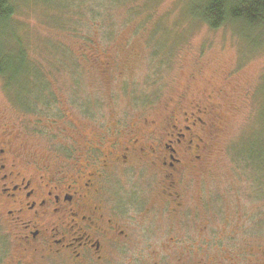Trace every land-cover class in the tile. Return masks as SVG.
Instances as JSON below:
<instances>
[{"label":"rangeland","instance_id":"374dc122","mask_svg":"<svg viewBox=\"0 0 264 264\" xmlns=\"http://www.w3.org/2000/svg\"><path fill=\"white\" fill-rule=\"evenodd\" d=\"M11 1L18 10L20 49L30 51L47 83L45 88L43 82L34 87L26 84L29 91H21L6 88L0 77V123L40 154L45 151L44 139L26 140L23 131L28 125L44 135L52 131L45 127L51 122L71 119L77 127L74 130L82 133L90 128L87 121L106 125L115 117H122L115 121L125 127L159 117L165 122L181 95L185 96L184 109L191 100L210 101L213 126L206 134L210 148L187 196L194 200L204 193L210 228L182 235L184 249L167 248L159 263L264 261V27L255 32L231 24L209 28L190 16L192 0H102L111 7H101L108 23L98 28L93 23L95 14L74 12L86 0H53V9L62 8L57 14L64 18L61 23L68 21L60 30L48 20L54 13L52 9L47 15L48 0H31L40 9ZM94 1L98 0H88ZM72 27L91 30L95 36L106 31L114 34L108 44L99 40L85 49L79 35H67ZM57 39L62 46L55 52L50 46ZM64 42L70 47L67 50ZM156 47L163 48L162 52L154 53ZM26 78L16 76L20 84ZM84 104L87 112L81 107ZM70 121L63 123L60 134L70 128ZM153 177L146 175L140 182L150 184ZM165 232L167 239L156 241V247L174 241L169 237L171 228Z\"/></svg>","mask_w":264,"mask_h":264},{"label":"flooded vegetation","instance_id":"af4514ba","mask_svg":"<svg viewBox=\"0 0 264 264\" xmlns=\"http://www.w3.org/2000/svg\"><path fill=\"white\" fill-rule=\"evenodd\" d=\"M184 99L165 122L125 127L115 117L106 125L87 121L81 133L67 119L65 132L67 121L59 120L44 135L28 125L26 140L44 139L40 154L0 123V264H161L167 248H183L182 235L207 232L209 201L204 193L187 196L207 160L211 105L195 99L184 109ZM146 175L154 182L141 183ZM169 227L173 244L156 247Z\"/></svg>","mask_w":264,"mask_h":264},{"label":"trees","instance_id":"16d2710c","mask_svg":"<svg viewBox=\"0 0 264 264\" xmlns=\"http://www.w3.org/2000/svg\"><path fill=\"white\" fill-rule=\"evenodd\" d=\"M21 1L26 3L27 7L34 6L35 8L40 9L35 6L34 2L31 4V0ZM194 1L195 0L191 1L192 5L190 6L189 11L190 16L196 21V23L202 22L207 24L209 28L211 27L217 29L224 24H231L232 26L238 25L242 28L255 32V30L258 31L264 27V0H202L199 4H196ZM48 6L51 10L47 13V15L52 12L53 0H48ZM16 7L17 6H15L11 0H0V77L5 79L4 85L6 88L13 89V87H19L21 88V91H29V89L25 88L26 84H28V86L33 85L32 87H34L35 84L37 85L39 82H43L44 84L41 86L45 88L47 82H44L39 72L40 65H38L35 60L33 61V59L30 58L31 54L29 50L25 51L24 49H20L22 43L19 42L17 32L19 21L17 20L18 10ZM101 7L110 9L111 6L110 3L102 0L94 1L92 3L86 0L83 3H79L74 12L79 9L82 15H86L88 13H92V15L95 14L94 16L96 18V22H93L94 26L96 25L98 28H103L104 25H107L106 23H108V21L104 23L106 18L102 16ZM68 9L72 8L69 6ZM60 10H62V8L54 7V13L48 18V20L55 26V29L58 28L61 30V28H63L68 21L66 20V23H61V19L63 17L60 18L57 15ZM85 24L88 23H83L82 28L84 29ZM77 28H70L72 31L68 32L67 35L71 38H75L79 35V41H81L85 49L91 48L99 40H102L104 45L108 44L114 34L112 31H106L98 36H95L92 34L91 30H77ZM6 34L8 37L6 38V41H4L3 37L6 36ZM51 42L55 46L50 47L55 48V52L56 50H60L58 49L62 46L60 40L57 39ZM63 47L65 50L70 48L69 45L66 46L65 42ZM162 49L163 48L156 47L154 48V53L160 51L162 52ZM69 59L71 65H76L73 63L72 57ZM19 74L27 76V78L24 79L25 82L22 79L21 84L18 83L16 79V76ZM7 78L9 80H7Z\"/></svg>","mask_w":264,"mask_h":264}]
</instances>
